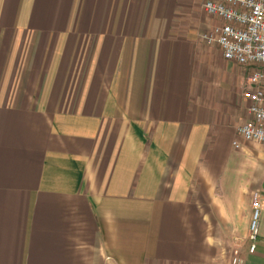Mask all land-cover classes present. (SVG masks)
Wrapping results in <instances>:
<instances>
[{
	"label": "crops",
	"instance_id": "obj_1",
	"mask_svg": "<svg viewBox=\"0 0 264 264\" xmlns=\"http://www.w3.org/2000/svg\"><path fill=\"white\" fill-rule=\"evenodd\" d=\"M174 1L0 0V264H264L245 74L190 73Z\"/></svg>",
	"mask_w": 264,
	"mask_h": 264
},
{
	"label": "built area",
	"instance_id": "obj_2",
	"mask_svg": "<svg viewBox=\"0 0 264 264\" xmlns=\"http://www.w3.org/2000/svg\"><path fill=\"white\" fill-rule=\"evenodd\" d=\"M202 11L217 21L204 36L207 44L216 46L225 61L245 74L242 96L250 119L237 127L233 147L239 148L240 141L264 146V0H203ZM251 207L249 252L253 253L260 215L258 193L252 195Z\"/></svg>",
	"mask_w": 264,
	"mask_h": 264
},
{
	"label": "rangeland",
	"instance_id": "obj_3",
	"mask_svg": "<svg viewBox=\"0 0 264 264\" xmlns=\"http://www.w3.org/2000/svg\"><path fill=\"white\" fill-rule=\"evenodd\" d=\"M201 5L202 0H175L171 6L166 5L167 10L170 8L173 13L167 25L179 30V35L174 36L173 39L179 41L186 39L190 48L193 49L190 52V56L194 57L193 55L195 54L196 59L190 58V73L197 76H211L214 74L220 78H226L227 76L240 78L238 68L223 61L219 51L215 48H210L204 39L209 29L217 23L205 16ZM161 22L163 23V21ZM199 22L206 26L201 38L197 36ZM180 30L186 35L181 36ZM193 51L195 52L193 53Z\"/></svg>",
	"mask_w": 264,
	"mask_h": 264
}]
</instances>
